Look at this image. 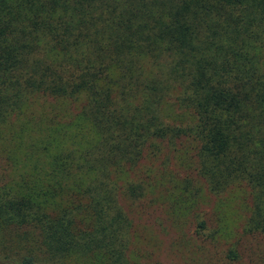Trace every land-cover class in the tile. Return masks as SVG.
<instances>
[{"label":"trees","instance_id":"trees-1","mask_svg":"<svg viewBox=\"0 0 264 264\" xmlns=\"http://www.w3.org/2000/svg\"><path fill=\"white\" fill-rule=\"evenodd\" d=\"M237 190L264 238V0H0V264H135L120 199Z\"/></svg>","mask_w":264,"mask_h":264},{"label":"rangeland","instance_id":"rangeland-1","mask_svg":"<svg viewBox=\"0 0 264 264\" xmlns=\"http://www.w3.org/2000/svg\"><path fill=\"white\" fill-rule=\"evenodd\" d=\"M181 142L180 148L174 152L163 147L155 158L146 157L138 172L158 167L160 160L170 159L173 170L182 169L179 162L186 160L183 152L187 142ZM186 156L189 160V154ZM153 172L156 170L150 173V177L155 174ZM233 194L229 201L219 204L218 199L203 193L202 198L205 200L197 207L205 221L204 228L199 227L201 220L192 215L172 216L169 203L161 202L158 195L157 200L154 199L156 195H148L151 198L146 196L136 201L123 197L120 199L121 204L133 219L135 228L129 256L135 264H263L258 259L264 256V238L258 234L242 233L246 202L238 190ZM234 244H238L240 261L225 258L228 248ZM35 264L48 263L41 261ZM66 264L110 263L100 252L89 256L73 254L66 260Z\"/></svg>","mask_w":264,"mask_h":264}]
</instances>
